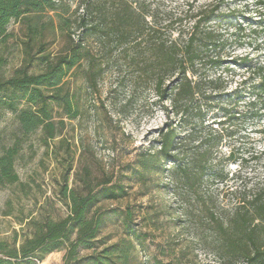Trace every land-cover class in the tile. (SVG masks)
<instances>
[{"label": "trees", "instance_id": "trees-1", "mask_svg": "<svg viewBox=\"0 0 264 264\" xmlns=\"http://www.w3.org/2000/svg\"><path fill=\"white\" fill-rule=\"evenodd\" d=\"M252 1L257 15H264V0ZM218 9L173 0H0V46L11 23L25 25L23 65L11 77L0 74V108L15 115L19 133L0 149V188L18 182L14 163L28 136L39 131L46 145L61 136L64 119L79 116L71 79L80 73L86 89L96 92L114 67L116 85L131 86L125 105L151 89L156 100L150 106L164 114L152 145L127 165L132 178L146 188L164 178L183 214L209 232L199 236L201 247H211L228 264H264V185H226L227 166L237 164L231 174L237 178L244 163L234 137L264 116V67L232 88L224 71L234 60L227 62L222 51L227 40L218 29ZM46 30L65 40L54 54L43 42ZM36 62L41 70L29 73ZM4 63L0 58V69ZM122 173L119 167L98 179L83 168L80 190L65 182L59 191L65 218L32 220L34 233L17 248L0 242V264H38L57 250H64L62 264H132L136 245L145 240L131 227L134 214L129 207L116 212L99 206L127 196ZM115 215L128 239L108 243L100 235ZM180 255L181 264H193Z\"/></svg>", "mask_w": 264, "mask_h": 264}, {"label": "rangeland", "instance_id": "rangeland-1", "mask_svg": "<svg viewBox=\"0 0 264 264\" xmlns=\"http://www.w3.org/2000/svg\"><path fill=\"white\" fill-rule=\"evenodd\" d=\"M173 1L178 4L193 2L196 9L218 6L216 22L219 30L226 31L227 40L222 51L227 62L234 60L224 71L232 88L244 78H253L254 70L264 67V15H257L252 0ZM240 29L244 31L236 33ZM8 34L9 39L0 46V58L5 62L0 74L5 78L13 76L23 65L20 43L25 36V25L11 23ZM43 42L47 51L54 54L65 40L58 33L46 30ZM242 59L245 61L239 63ZM40 70L36 62L28 72ZM116 74L113 67L100 81L97 91L91 92L78 73L71 79L68 90L76 96L79 116L70 121L64 119L61 136L46 145L39 131L26 138L14 163L18 182L0 188V242L5 243L7 249L17 248L24 237L34 233L32 220L65 218L68 212L59 199V191L65 182L68 188L80 190L78 176L83 168H89L93 178L100 179L120 167L124 170L122 180L128 188L127 196L99 206L104 211L116 212L129 207L134 214L131 227L144 235L145 240L136 245L132 264H181L184 260L180 254L183 253L193 264H228L214 255L211 247L198 244L199 236L208 231H199L196 219L183 214L182 203L173 195L171 187L166 186L164 178L157 185L146 188L137 184L127 171V165L137 152L152 145L156 130L164 122V114L158 106H150L156 100L151 89L138 92L125 105L131 86L127 83L117 86ZM17 134L15 115L0 108V149L11 144ZM233 141L244 163L237 178L231 177L238 171L237 164L227 166L226 171L231 174L226 185L241 190L263 186L264 116L247 123L246 129H241ZM121 222L122 219L115 215L100 236L107 238L108 243L128 239ZM63 254L64 250L53 251L38 264H62Z\"/></svg>", "mask_w": 264, "mask_h": 264}]
</instances>
